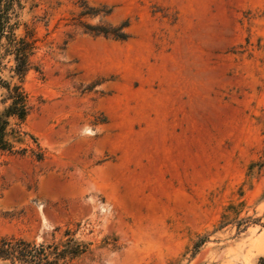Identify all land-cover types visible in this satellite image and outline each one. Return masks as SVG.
<instances>
[{
    "label": "rangeland",
    "instance_id": "obj_1",
    "mask_svg": "<svg viewBox=\"0 0 264 264\" xmlns=\"http://www.w3.org/2000/svg\"><path fill=\"white\" fill-rule=\"evenodd\" d=\"M19 19L27 149L0 158V238L78 225L75 264H264V0H31Z\"/></svg>",
    "mask_w": 264,
    "mask_h": 264
},
{
    "label": "trees",
    "instance_id": "obj_2",
    "mask_svg": "<svg viewBox=\"0 0 264 264\" xmlns=\"http://www.w3.org/2000/svg\"><path fill=\"white\" fill-rule=\"evenodd\" d=\"M30 1L0 0V70L6 68L11 74L10 77L16 79V82L12 83L0 81L4 90L0 99L3 104L0 112V158L23 155L27 149L24 140L28 134L23 129V122L29 106L21 83L26 72L32 67L31 57L36 39L33 27L20 21L19 17L24 5ZM85 13L87 11L81 14ZM20 26L22 32L17 33ZM84 26L94 34L118 40L126 38V33L122 30L124 24L109 29ZM41 156V153L35 154L38 159ZM77 227L78 225L75 229ZM75 229L65 227L59 237L40 242L18 236L2 237L0 261L4 264H75L91 244L90 241L75 236Z\"/></svg>",
    "mask_w": 264,
    "mask_h": 264
}]
</instances>
